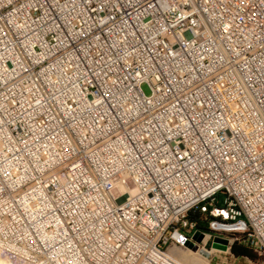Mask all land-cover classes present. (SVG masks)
Instances as JSON below:
<instances>
[{"label":"built area","instance_id":"obj_1","mask_svg":"<svg viewBox=\"0 0 264 264\" xmlns=\"http://www.w3.org/2000/svg\"><path fill=\"white\" fill-rule=\"evenodd\" d=\"M13 204L75 241L70 225L100 230L106 254L77 243L76 260L136 241L154 261L190 243L264 264V0H0V212Z\"/></svg>","mask_w":264,"mask_h":264},{"label":"bare ground","instance_id":"obj_2","mask_svg":"<svg viewBox=\"0 0 264 264\" xmlns=\"http://www.w3.org/2000/svg\"><path fill=\"white\" fill-rule=\"evenodd\" d=\"M30 202L31 201H27V204H29ZM11 208L16 213L15 220L19 221V225H17L15 231L12 232V234L16 232L12 241H10V239L5 240V236L0 235V264H79L76 258L73 259L72 256L78 254L84 255V253L78 248V246H76L75 237L73 235H71L70 237H62L60 236L59 230L57 232L55 229H51V231L48 226L49 222L47 211H41L40 206H36V217L43 225H30L26 220H24V215H20L19 207H16V204H13ZM6 212L10 213L8 211ZM41 218L43 220H41ZM24 225L27 226V234L25 235L30 234L28 235V243H26L25 240L22 239ZM101 226L103 228H106L111 227L112 224L106 222ZM39 234H42L43 238H45L44 243H39L40 240L37 239ZM175 237L178 240L182 239L181 236ZM204 241L205 243H207V239H205ZM123 245L126 249L124 256L128 257L127 260H123H125L127 264H131L134 258L141 259V262L150 257V259L146 262H150L151 260L154 262V256L146 255L143 247L136 241H125ZM188 249L189 250L182 247L178 250L175 247H171L167 252L163 253L160 256L164 261L155 262H158L160 264L211 263L207 257L201 254L202 251H194L195 249L189 247ZM212 249L214 248L212 247ZM212 249L210 251L214 253ZM66 250L68 252H71L67 253L66 257L59 256L62 255ZM216 250L219 249H214L215 252ZM220 251L222 252V254L228 253V250ZM39 253H41V255ZM107 263L117 264L115 261Z\"/></svg>","mask_w":264,"mask_h":264},{"label":"rangeland","instance_id":"obj_3","mask_svg":"<svg viewBox=\"0 0 264 264\" xmlns=\"http://www.w3.org/2000/svg\"><path fill=\"white\" fill-rule=\"evenodd\" d=\"M143 91L146 95H150V89L147 85H144L142 87ZM223 198H220V203H222ZM17 220H15V214L14 213H7V212H0V235L5 236V240L12 241L16 232L12 234L13 231H15L17 225ZM204 227H207V225H203ZM70 228L76 232V241L75 244L81 243L84 247L85 253L92 257L95 254H98L99 252L103 255L106 254V250L102 244H100V240L102 239V232L94 227V225H70ZM67 235H72L71 231L67 233ZM67 237V236H66ZM4 240V241H5ZM210 244V243H209ZM187 246H190L191 244L186 243ZM211 249V246L207 248L209 251ZM166 250V249H164ZM111 254V253H110ZM255 254V253H254ZM203 256H206L204 254ZM209 260H211L210 264H212L211 256H207ZM122 259V260H121ZM125 258H122L118 254L114 253L112 254L111 258L103 259V260H94V259H80L77 260L79 264H108L107 262H116L117 264H127ZM253 261H255L256 264H260L262 262V259H260L256 254L254 257H250ZM103 262V263H102ZM217 262V261H216ZM131 264H160L158 262H146V261H136L131 262Z\"/></svg>","mask_w":264,"mask_h":264},{"label":"water","instance_id":"obj_4","mask_svg":"<svg viewBox=\"0 0 264 264\" xmlns=\"http://www.w3.org/2000/svg\"><path fill=\"white\" fill-rule=\"evenodd\" d=\"M194 239H195V241L200 242L201 239H202V236L200 234H196L194 236ZM189 247L192 248V249H195V247L193 245H190ZM212 247L214 249H219V250L224 251V250H227V242L225 240L216 238V239H214Z\"/></svg>","mask_w":264,"mask_h":264},{"label":"trees","instance_id":"obj_5","mask_svg":"<svg viewBox=\"0 0 264 264\" xmlns=\"http://www.w3.org/2000/svg\"><path fill=\"white\" fill-rule=\"evenodd\" d=\"M232 252L235 256H249V257L255 256V254L251 250L243 246H234L232 248Z\"/></svg>","mask_w":264,"mask_h":264}]
</instances>
